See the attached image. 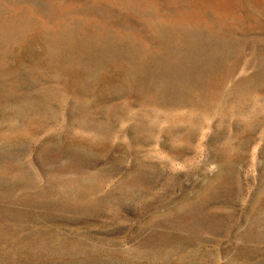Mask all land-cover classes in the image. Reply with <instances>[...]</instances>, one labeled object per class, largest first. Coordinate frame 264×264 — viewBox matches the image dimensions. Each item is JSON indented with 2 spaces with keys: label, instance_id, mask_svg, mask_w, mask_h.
I'll return each instance as SVG.
<instances>
[{
  "label": "rangeland",
  "instance_id": "374dc122",
  "mask_svg": "<svg viewBox=\"0 0 264 264\" xmlns=\"http://www.w3.org/2000/svg\"><path fill=\"white\" fill-rule=\"evenodd\" d=\"M0 264H264V0H0Z\"/></svg>",
  "mask_w": 264,
  "mask_h": 264
}]
</instances>
